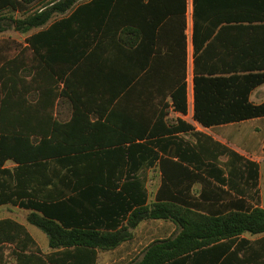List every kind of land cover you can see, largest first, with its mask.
Here are the masks:
<instances>
[{
    "label": "trees",
    "instance_id": "trees-1",
    "mask_svg": "<svg viewBox=\"0 0 264 264\" xmlns=\"http://www.w3.org/2000/svg\"><path fill=\"white\" fill-rule=\"evenodd\" d=\"M22 1L17 7L9 1L11 9H24L28 6L24 3L31 0ZM77 3L53 0L51 5L11 22L15 29L27 32L45 25L55 13H68L26 38L37 62L38 95L62 104L81 94V87L75 85L71 92L67 88L74 85L73 69L89 56L100 76L123 83L111 88V95L126 91L131 84L129 89L135 90L145 80L150 85L145 92L141 88L136 93L162 95L159 103L164 114L168 105L162 99L169 95L174 109L186 112V0ZM192 5L194 119L209 127L264 117V101L250 100L251 92L264 83V0H192ZM1 22L2 18L0 32L5 29ZM60 82L63 88L59 92ZM186 129L189 125L179 122L161 131ZM157 132L153 129L150 133ZM2 138L0 166L6 159L15 158L11 151H4ZM206 142L199 143L198 151L177 152L183 162L200 161L194 169L181 161L161 159L166 163L162 169L166 176L158 190L161 199L150 205L137 204L127 224L136 227L143 220L168 219L180 230L172 237L153 241L133 264H264L259 165L209 137ZM52 153L61 151L54 149ZM131 153L147 156L143 150ZM139 167L137 162L131 164V173L136 174ZM74 172L80 170L70 173ZM194 183H200L201 189L191 194ZM173 190L176 195H171ZM25 207L43 213L32 212L27 220L47 234L51 248L63 247L67 258L44 257L23 225L2 219L0 258L10 247L15 264H95L98 249H112L131 237L127 230L66 229L50 216L53 214L45 205L32 203ZM246 235L260 237L250 239Z\"/></svg>",
    "mask_w": 264,
    "mask_h": 264
},
{
    "label": "crops",
    "instance_id": "crops-1",
    "mask_svg": "<svg viewBox=\"0 0 264 264\" xmlns=\"http://www.w3.org/2000/svg\"><path fill=\"white\" fill-rule=\"evenodd\" d=\"M9 1L16 7L23 4L22 0H0L1 24L5 27L0 33L10 30L24 33L12 26L19 10L11 9ZM89 1L78 0L77 4ZM52 2L31 0L24 4L41 8ZM120 5L125 7L126 4ZM192 12V0H186V112L174 109L169 95L162 99L168 105L164 114L161 111L164 107L159 103L162 95L151 97L136 93L150 85L145 80L136 85L135 90L129 89L131 84L126 91L111 95V88L123 83L117 78L100 76L97 64H93L89 56L74 69L71 78L81 87V94L62 104L35 93L36 86L32 82L37 85V62L34 56L36 63L31 65L28 85L20 74V59L11 57L0 63V140L4 138V151H11L16 158L6 159L0 166V220L11 219L23 225L44 257L67 258L63 247L51 248L47 234L27 220L32 212L41 216L43 213L25 207L26 204L45 205L53 214L50 216L66 229L127 230L130 238L112 249L97 250L95 264H133L153 241L172 237L180 230L168 219H147L136 227L127 224L137 204L150 205L161 199L158 190L166 176L162 170L166 163L161 159L180 162L177 152L198 151L199 143L206 142V137L249 157V151L232 144L221 133L213 132L216 126L225 127L230 123L207 127L193 117ZM65 14L55 13L45 25L31 28L28 36L47 28ZM258 90L264 95V83L251 92L250 100L254 103L264 101L252 100ZM179 122L189 125V129L161 131L168 124L178 125ZM153 129L158 132L151 135ZM54 149L61 153H52ZM141 150L147 156L131 153ZM135 162L140 166L136 174L130 169ZM181 164L194 169L201 162L181 161ZM73 169L80 173H70ZM203 176L208 177L204 173ZM208 179L216 182L213 177ZM190 188V193L194 194L201 189V184L194 183ZM176 193L173 190L171 195ZM253 237L257 239L260 235Z\"/></svg>",
    "mask_w": 264,
    "mask_h": 264
},
{
    "label": "rangeland",
    "instance_id": "rangeland-1",
    "mask_svg": "<svg viewBox=\"0 0 264 264\" xmlns=\"http://www.w3.org/2000/svg\"><path fill=\"white\" fill-rule=\"evenodd\" d=\"M37 8L38 7L24 6V9H22L18 7L16 9L19 10V13H17L16 18H23L28 13L34 11ZM67 14L68 13L65 15ZM28 34V31L24 33H18L12 30L0 33V63L11 57L20 59L22 62V70L20 71V74H22V76L26 79L27 85L28 82L31 81V65L36 63L31 49L25 43V38L28 36ZM74 73L75 71L73 69L71 74L74 75ZM72 82L74 85L69 84L70 87L68 86L67 88L69 92H71V87L73 88L74 86L75 88V85L77 86L76 82ZM32 85L37 86L34 82H32ZM62 88L63 83L60 82L57 85V89L60 92ZM35 93L38 94L37 90ZM262 99H264V95H261L259 90L253 93V101L259 102ZM213 132L221 133L223 135L222 137L230 141L232 144L249 151V157L243 156L258 163V192L260 196V203L261 205H264V117L248 119L238 123H230L225 127L216 126ZM250 151L253 152L251 153ZM221 160H225V157H222ZM195 188L197 189V186ZM246 236L250 239L254 238L253 236ZM10 250V247H6L3 250V253L1 254L2 261H0V264H15V259L12 253H10Z\"/></svg>",
    "mask_w": 264,
    "mask_h": 264
}]
</instances>
